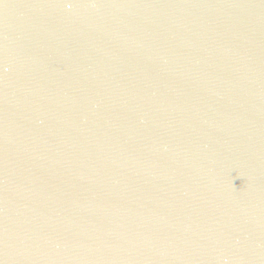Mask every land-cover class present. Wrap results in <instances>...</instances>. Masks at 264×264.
Returning <instances> with one entry per match:
<instances>
[{
  "label": "water",
  "instance_id": "obj_1",
  "mask_svg": "<svg viewBox=\"0 0 264 264\" xmlns=\"http://www.w3.org/2000/svg\"><path fill=\"white\" fill-rule=\"evenodd\" d=\"M0 264H264V0H0Z\"/></svg>",
  "mask_w": 264,
  "mask_h": 264
}]
</instances>
